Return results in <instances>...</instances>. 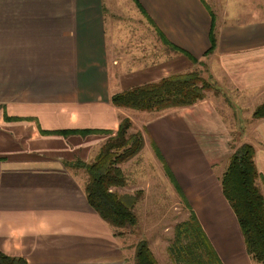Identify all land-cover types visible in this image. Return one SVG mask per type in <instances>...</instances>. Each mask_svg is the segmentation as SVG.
I'll return each mask as SVG.
<instances>
[{
  "label": "crops",
  "instance_id": "crops-1",
  "mask_svg": "<svg viewBox=\"0 0 264 264\" xmlns=\"http://www.w3.org/2000/svg\"><path fill=\"white\" fill-rule=\"evenodd\" d=\"M112 1L0 0V249L30 264L131 261L129 245L91 206L71 165L93 159L109 136L75 130L116 131L130 116L145 144L124 171L138 157L165 170L159 148L225 264H256L221 176L230 140L242 139L238 145L255 147L264 192V117L253 116L264 101V0H129L156 34V45L149 49L143 35V48L129 56L119 47ZM212 26L216 43L203 55ZM189 54L236 94L245 117L232 111L227 119L220 104L231 106L213 89L192 105L161 111L112 101L125 88L195 69Z\"/></svg>",
  "mask_w": 264,
  "mask_h": 264
},
{
  "label": "trees",
  "instance_id": "trees-1",
  "mask_svg": "<svg viewBox=\"0 0 264 264\" xmlns=\"http://www.w3.org/2000/svg\"><path fill=\"white\" fill-rule=\"evenodd\" d=\"M211 41V47L203 55L209 54L216 43L213 26ZM189 56L197 64L195 69L125 88L115 92L112 101L119 106L161 111L192 105L206 97L208 90L216 87L215 82L209 74H203L208 72L204 60L191 54ZM253 116L264 117V101L256 106ZM133 127V119L123 116L116 131L102 128L75 130L83 134L104 132L109 136L93 159L86 161L76 158L71 163L73 167L84 169L85 193L91 206L113 228L120 229L115 230L120 235L127 233L128 229L132 230L138 223L134 208L140 192L121 193L114 188L127 183L122 163L137 155L145 144L143 131ZM43 131L69 133L73 130ZM156 152L164 163L166 173L184 196L175 174L157 147ZM254 156L255 147L252 143L238 145L230 155L227 168L221 176V185L237 216L247 252L253 260L264 262V192L258 182L259 171ZM174 233L168 251L176 264H225L193 209L186 219L175 225ZM129 248H133V251L131 250V261L128 264H161L146 238L141 237L130 243ZM0 264L30 262L23 256L10 255L0 249Z\"/></svg>",
  "mask_w": 264,
  "mask_h": 264
},
{
  "label": "rangeland",
  "instance_id": "rangeland-1",
  "mask_svg": "<svg viewBox=\"0 0 264 264\" xmlns=\"http://www.w3.org/2000/svg\"><path fill=\"white\" fill-rule=\"evenodd\" d=\"M132 7L129 0H113L109 8L118 25L116 36L119 35L118 37L121 39V45L119 47L123 48L128 56L132 55L134 52L141 51L143 44L139 45V39L143 37V35H147L148 40L151 42L149 49L153 45H156L154 42L155 39L152 41L153 36L156 35L153 32L154 30L149 24L147 25L144 22L142 12L135 11ZM122 39H124L123 43ZM156 41H158V39H156ZM132 61L135 62L137 60ZM203 74L209 76L208 72H204ZM212 81L217 82L214 79H212ZM215 86L216 87L213 88L214 91H221L217 100L224 101L231 106H223L220 104V109L223 110L227 119L231 118L232 111H235L239 118L245 117L246 111L243 110L245 108L236 97V94L233 91H228L227 88L222 85L220 86L215 83ZM224 89L225 93L223 94ZM213 98L216 101V97ZM218 103H220V101ZM218 103L216 102L217 106ZM155 114L156 113H152V115ZM242 123L243 125H248V122L245 123V121H243ZM134 127H136L135 123ZM201 141L202 144L206 142L203 139H201ZM230 141L231 148L235 149L237 145L242 142V139H233ZM210 145L212 146L214 144L210 142ZM230 146H227V148H230ZM147 161L142 157H138L131 162L128 161L125 163L127 165L125 168L127 183L123 186L114 187L121 193L138 194V192H140L139 200L136 202L134 208L138 215L137 225L132 230L128 229L127 233L117 235L122 236L125 245L126 243L129 245L141 237L146 238L161 264H176L170 257L168 246L174 237L175 225L190 215L191 208L165 170L159 165ZM218 165L224 166L225 162L221 161ZM123 166L122 163V168L124 169ZM78 170L85 179L86 174L84 173V169L78 168ZM113 230L115 232V230L119 231L120 229L113 228ZM130 250L133 251V248H130ZM234 260L235 259H233V261ZM132 261L134 262V260ZM254 262L256 264H264V262L258 260H254Z\"/></svg>",
  "mask_w": 264,
  "mask_h": 264
}]
</instances>
